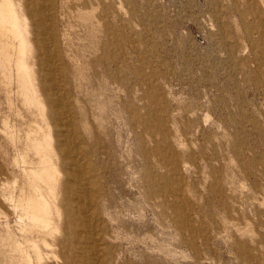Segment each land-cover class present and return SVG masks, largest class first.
Masks as SVG:
<instances>
[{"label": "rangeland", "instance_id": "374dc122", "mask_svg": "<svg viewBox=\"0 0 264 264\" xmlns=\"http://www.w3.org/2000/svg\"><path fill=\"white\" fill-rule=\"evenodd\" d=\"M263 2L44 0L84 147L92 264H264ZM5 86L0 264H27L3 198L38 118Z\"/></svg>", "mask_w": 264, "mask_h": 264}, {"label": "bare ground", "instance_id": "6f19581e", "mask_svg": "<svg viewBox=\"0 0 264 264\" xmlns=\"http://www.w3.org/2000/svg\"><path fill=\"white\" fill-rule=\"evenodd\" d=\"M45 6L44 0H0L1 82L6 92L14 83L20 105L35 109L38 118L24 136V150L13 155L22 174L18 193L13 185L3 199L16 215L27 264H92L89 191L82 181L87 167L80 166L84 147L62 92L54 16L45 15ZM8 129L3 134L13 139Z\"/></svg>", "mask_w": 264, "mask_h": 264}]
</instances>
